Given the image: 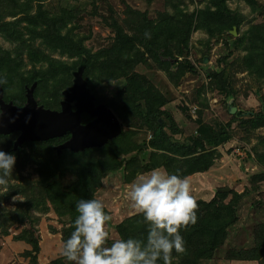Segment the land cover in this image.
<instances>
[{"label": "trees", "instance_id": "16d2710c", "mask_svg": "<svg viewBox=\"0 0 264 264\" xmlns=\"http://www.w3.org/2000/svg\"><path fill=\"white\" fill-rule=\"evenodd\" d=\"M41 1L0 0V32L12 41H20L23 46H29L28 43L34 45L37 40H41V44L51 47L54 52L59 51L77 60L72 65L57 62L39 49L41 52L39 55L33 54L32 60L37 62L48 60L49 66L43 73L29 77L19 75L18 83L22 85H19L17 94L21 100L7 95L6 85L10 81L14 82L17 74L10 70L5 78L0 77L5 100H13L15 105L22 106L26 102L27 84L31 86L38 81L37 89H45L48 80L51 79L54 83L51 89L47 90L48 95L42 104L46 108L60 110L62 91L72 84L73 72L84 60L83 76L88 87L93 93L95 92L97 103L106 104L114 112L122 123L123 131L103 147L88 148L79 152L64 149L60 155L55 145L69 139V133L60 138L27 143L28 150L14 149V141L19 132L0 135V150L16 156L15 167L7 177V190L0 195V200L6 201L17 194L25 197V201L20 205L23 209L5 212L0 208V229L5 228L8 217L12 221H30L34 210L48 212L52 208L58 220L63 222L65 241L74 230V221L78 215L76 211L78 200L97 198V190L101 187L104 177L101 172L122 169L124 158L128 154L134 152L141 154L148 149L151 150L148 163L140 166L134 175L138 171L145 172L160 167L167 172L190 177L206 173L214 167L222 157L221 148L233 139L232 126L235 122H240V125L250 132L260 129L264 131V111L252 114L248 119H240L236 114H231L233 116L228 123L217 126L204 123L199 113V118L196 120L198 129L181 142L185 132L179 128L172 114L164 109L168 99L151 81L134 70L140 62L148 64L146 55H149V58L158 67L167 71L173 79L180 80L189 72L196 73L197 69L190 58L193 33L202 31L207 34V40L204 42L207 48L205 51L210 54L212 40H219L220 36L223 38L222 41L226 36L232 37V31L240 32L245 23L246 17L230 7L231 0H207L203 9L193 12L184 10L185 6L181 7L183 0H165L167 4L171 1L176 3L173 16L158 12L155 18H150L147 12L128 7L127 12L131 15V19L127 23H131L133 26L131 28H135L137 33L127 35L118 30L112 48L100 53L103 61L99 60L98 53H92L87 49L84 40L77 38L73 31L62 33L65 26L62 15L51 18L42 11ZM240 1L248 4L253 12L260 11L264 14V5H260L258 0ZM35 2H38L36 3L38 9L33 15ZM64 14L65 18L66 11ZM7 18L11 20L8 21ZM158 27L163 28L164 31L156 34L154 32ZM138 42L143 49L137 46ZM233 44L247 52L242 57L239 68L264 81V23H251ZM224 61H227V58H224ZM13 62L15 61L11 56L0 48V71L10 68L9 65ZM148 66L152 67L151 64ZM96 69L106 70L99 75L97 83L108 79H125L124 87L112 99H100L98 96L96 88L99 85L90 79V74ZM209 76L216 88L226 94L229 100L235 99V91L230 85L225 70L210 72ZM183 110L187 112V108L183 107ZM141 128L150 135L143 143H139L136 138ZM259 140L260 144H264V135ZM138 159L136 156L133 160ZM256 160L264 168V152L258 154ZM26 162H31L37 167L38 180L32 181L21 176L22 166ZM68 177L72 180L65 185L64 179ZM12 179L21 180L24 186H11L9 182ZM248 181L252 182L249 191L257 190L256 184L264 182V171L252 175ZM246 193L248 192L239 193L233 188L224 192L218 190L211 200L196 201L197 221L195 224L189 223L181 227L184 250L179 253L173 251L171 264H202L212 260L227 241L230 228L238 222V208ZM258 227L252 239L253 247L230 251L227 254L229 260L264 264V224ZM147 228L142 213H137L117 225L116 231L120 238L133 237L144 240ZM5 232L7 231H0V239ZM17 239L31 246V250L26 251L24 256L30 258L31 264H38L40 243L34 231L26 229L17 236ZM72 262L63 256L54 260L52 264H72ZM158 264H163V261L160 260Z\"/></svg>", "mask_w": 264, "mask_h": 264}, {"label": "rangeland", "instance_id": "374dc122", "mask_svg": "<svg viewBox=\"0 0 264 264\" xmlns=\"http://www.w3.org/2000/svg\"><path fill=\"white\" fill-rule=\"evenodd\" d=\"M206 1L183 0L181 7L185 6L184 10L193 12L197 9H203ZM258 1L260 5H264V0ZM36 3L38 2L33 3V15L38 9ZM40 3L42 11L50 15L51 18L62 15L65 26L61 32L68 33L73 31L77 38L84 40L87 49H90L92 53H98L100 61H103L100 53L112 48L114 40L118 36V30L127 35H133L134 32L137 33L135 28H131L133 27L131 23H127L131 19V15L127 12L128 7L137 11L147 12L150 18H155L158 12L173 16L174 6L176 5L173 1L167 4L165 0H42ZM229 5L246 17L245 23L240 32L233 30L235 31L234 33L232 31V37L226 36L224 41H222V36H220L219 40H212L210 54L205 51L207 48L204 42L207 40V34L202 31L193 33L190 43V58L197 69L196 73L189 72L182 76L180 80L173 79L167 71L158 67L149 58V55H146V58L149 61L148 64L152 65L151 68L143 62H140L134 68L138 74L151 81L157 90L168 99L164 109H167L172 114L179 128L185 132L181 142L196 132L199 127L196 120L200 114L204 123L217 126L228 123L232 119L233 115L230 113L231 105L236 107L237 111L241 113L240 119H248L250 115L264 111V81L251 76L248 71L239 68L242 57L247 52L233 44L235 39L247 30L251 23L263 24L264 14H261L260 11L253 12L244 1L231 0ZM65 11L66 16L64 18ZM7 20L11 19L7 18ZM160 28L158 27L154 33H162L164 30ZM165 30L168 33V30ZM25 38L27 39L28 36ZM137 44L138 47H143L139 42ZM28 45L23 46L20 41H12L4 33L0 32V48L15 61L12 65H9L10 68L0 71V77L5 78L10 70L12 73L17 74L14 82H8L6 88L7 95L9 97H17L18 100L21 99L17 91L19 85H22V83H18L19 75L29 77L33 74L43 73L49 66L48 60L45 61L43 59L44 61L40 62L32 60L33 54L37 53L39 55V52L42 51L47 57L49 56L57 62L69 65H72L77 60L76 58L63 55L59 51L54 52L51 47L41 44V40H37L34 45H30V43ZM43 57L45 56L43 55ZM224 58H227V61H224ZM79 67L80 65H78L77 69ZM222 70L226 71L230 85L235 91L234 100H229L226 94L216 88L211 81L210 72ZM104 71L106 70H94L93 74H90L91 81L94 80L96 84L99 81V75ZM53 83L54 81L49 79L45 89H37L36 97L39 102L45 101V97L48 95L47 90L51 89ZM124 83V78L100 81L97 83L99 86L96 88V92L100 99H112L122 90ZM89 89L91 90V88ZM183 107L187 108V112L183 110ZM232 127L234 132L233 139L225 147L221 148L222 157L215 163L214 167L206 173L189 177L191 194L196 201H209L218 190L222 191L224 187H227V189L233 188L239 193L248 192L238 208L239 219L230 228L227 241L217 251L212 260L202 264H256L229 260L227 254L230 251L253 247L254 241L252 239L255 236V232L259 228L258 226L264 224V182L256 184L257 190L249 191L252 187V182L248 181L252 175L264 171V168L256 160L257 155L264 152V144L259 143L264 131L260 129L250 132L241 126L240 122H235ZM149 136V132L141 128L138 130L136 138L139 143H143ZM2 147L4 149V146ZM238 148H242L241 151L239 150L240 153L236 152ZM150 153L151 150L148 149L141 154L137 152L128 154L124 158L122 169L112 172L103 170L101 172L104 177L101 187L97 190L96 197L103 202L105 211L110 216V220L105 225L109 234L106 241L107 244L120 239L116 231L117 225L126 218L139 213L132 207L128 192L136 176L139 173H144L138 171L134 175L140 166L148 163ZM136 156L139 158L137 161L133 160ZM36 169L37 167L33 163L26 162L22 166L20 174L24 179L35 181L39 179ZM71 180L70 177L65 178L64 184L68 185ZM9 183L13 187L24 186V183L18 179H12ZM7 186L8 183L6 186L0 185V195L7 190ZM24 201L25 197L17 194L6 201L0 200V208L4 209L5 212H15L18 209H23L20 205ZM31 215L30 221L24 222L12 221L8 217L7 222H5V228L0 229V231H7L0 239V264H31L30 258L24 256L26 251L31 250V246L25 241L17 239V236L26 229L33 230L35 236L39 239L38 264H52L54 260L63 257L64 225L61 220H58L54 210L52 208L48 212L34 210ZM72 264H75V261Z\"/></svg>", "mask_w": 264, "mask_h": 264}, {"label": "clouds", "instance_id": "9594fccd", "mask_svg": "<svg viewBox=\"0 0 264 264\" xmlns=\"http://www.w3.org/2000/svg\"><path fill=\"white\" fill-rule=\"evenodd\" d=\"M16 156L0 150V185H7ZM132 207L147 223L144 240L120 238L107 244L106 222L110 216L97 198H81L74 230L63 242L62 255L75 264H171L173 251L184 250L182 226L197 221L198 208L188 176L160 167L139 173L130 185Z\"/></svg>", "mask_w": 264, "mask_h": 264}, {"label": "water", "instance_id": "95a60500", "mask_svg": "<svg viewBox=\"0 0 264 264\" xmlns=\"http://www.w3.org/2000/svg\"><path fill=\"white\" fill-rule=\"evenodd\" d=\"M84 70L83 61L73 72V86L62 93L65 100L60 111L39 105L35 97L37 82L27 87V102L22 107L4 100L0 83V135L19 132L20 135L14 143L16 150L25 142L47 141L69 133L70 138L56 148L59 155L64 149L79 152L88 148L103 147L119 136L123 131L122 123L107 105L95 104L96 96L84 79ZM83 113L94 119L83 124ZM230 113L237 116L241 114L233 105L230 107ZM222 191H230V188Z\"/></svg>", "mask_w": 264, "mask_h": 264}, {"label": "flooded vegetation", "instance_id": "af4514ba", "mask_svg": "<svg viewBox=\"0 0 264 264\" xmlns=\"http://www.w3.org/2000/svg\"><path fill=\"white\" fill-rule=\"evenodd\" d=\"M73 79H74V77H73ZM37 82V86H38V81H36ZM34 84V83H33ZM32 84V85H33ZM31 85V86H32ZM31 86H27L26 85V87H25V97H26V93H27V87H31ZM73 86V81H72V84L71 85H69L68 87H66L63 91H62V93L66 90V89H68V88H71ZM37 89V88H36ZM4 91V90H3ZM35 92H36V90H35ZM95 94V93H94ZM96 96V95H95ZM36 97V96H35ZM4 100H5V93H4ZM36 99H37V97H36ZM63 100H65L64 99V96L62 95V99L60 100V106H61V108H60V110L62 109V102H63ZM6 101V100H5ZM37 101H38V99H37ZM6 102H10V101H6ZM13 102V101H12ZM26 102H27V98H26ZM26 102L24 103V105L26 104ZM38 103H39V105H43L41 102H39L38 101ZM95 104L96 105H98V104H104V103H97V97H96V101H95ZM24 105H22V106H24ZM106 105V104H105ZM22 106H20V107H22ZM44 106V105H43ZM74 108V107H73ZM53 110H57V109H53ZM60 110H57V111H60ZM1 111V110H0ZM90 118V119H89ZM94 119V117H91V116H89V115H87V114H85V113H83L82 114V123L83 124H87V123H89L90 121H92ZM20 135V134H19ZM19 135L15 138V141H16V139L19 137ZM64 137V136H63ZM70 138V137H69ZM55 139V138H54ZM68 140V139H67ZM67 140H65V141H67ZM14 141V142H15ZM65 141H63L62 143H60V144H57V145H55V148H57V146L58 145H61V144H63ZM27 143H30V142H25L21 147H19V148H23V149H25V150H28V145H26ZM18 149V148H17ZM16 149V150H17Z\"/></svg>", "mask_w": 264, "mask_h": 264}, {"label": "built area", "instance_id": "2783aa9c", "mask_svg": "<svg viewBox=\"0 0 264 264\" xmlns=\"http://www.w3.org/2000/svg\"><path fill=\"white\" fill-rule=\"evenodd\" d=\"M239 150L241 151V149H240V148L236 149V152H237V153H240V152H239Z\"/></svg>", "mask_w": 264, "mask_h": 264}]
</instances>
